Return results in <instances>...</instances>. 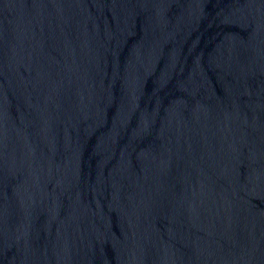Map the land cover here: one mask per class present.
Returning a JSON list of instances; mask_svg holds the SVG:
<instances>
[{
    "label": "water",
    "instance_id": "1",
    "mask_svg": "<svg viewBox=\"0 0 264 264\" xmlns=\"http://www.w3.org/2000/svg\"><path fill=\"white\" fill-rule=\"evenodd\" d=\"M0 264H264V0H0Z\"/></svg>",
    "mask_w": 264,
    "mask_h": 264
}]
</instances>
